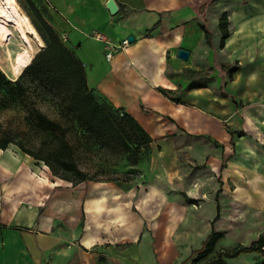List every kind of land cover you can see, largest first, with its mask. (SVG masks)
<instances>
[{"label":"crops","instance_id":"obj_1","mask_svg":"<svg viewBox=\"0 0 264 264\" xmlns=\"http://www.w3.org/2000/svg\"><path fill=\"white\" fill-rule=\"evenodd\" d=\"M108 1L44 0L46 12L39 13L66 36L91 90L132 115L152 139L185 130L211 139L219 150L215 170L224 174L219 189L231 182L237 199L249 202L255 193L264 206V0H114L116 14ZM224 15L229 35L222 41ZM93 33L105 41L91 38ZM131 36L127 48L106 59L107 42ZM180 49L190 51L188 60L178 57ZM6 161L0 149V264H178L202 248L211 232L210 225L192 233L184 248L172 252L158 228L152 262V229L144 215L124 205L133 200L129 193L108 183L50 182L36 172V183L10 185ZM43 188L50 191L46 203L39 200ZM155 194L151 186L142 209ZM256 255L227 264H245Z\"/></svg>","mask_w":264,"mask_h":264},{"label":"rangeland","instance_id":"obj_2","mask_svg":"<svg viewBox=\"0 0 264 264\" xmlns=\"http://www.w3.org/2000/svg\"><path fill=\"white\" fill-rule=\"evenodd\" d=\"M17 1L30 20L42 27L39 11L46 12L43 5L44 0ZM36 4L39 9L36 8ZM57 34L62 40V36L58 32ZM30 38L33 45L31 53L34 58L46 46V43L42 36L43 47L36 39L31 36ZM27 48V44L15 29L0 24V69L10 78L17 79L26 70H20L19 61ZM26 85L32 88L35 99L32 103L50 118L60 121L65 126L66 139L71 146L76 171L84 173L87 178L85 182L92 185L108 183L120 189L121 193H129L128 197L133 196V200L124 201L127 203L124 205H127L132 214L144 215L147 225L149 224L152 229L153 242L150 246L152 262H155V248L158 249V243H155L159 236L158 228L161 232L163 231L164 244L169 251L173 252L184 245L182 241L185 238L189 240L192 233L202 234L209 229L211 223L207 219H214L217 200L220 204L221 217L215 223V228L222 234V237L215 249L203 259L198 258V249H195L178 264H206L217 257L222 250L232 251L239 245H248L254 237L264 232V210L261 209L264 208L263 199L257 194L254 193L253 199L249 202L237 199L234 194L237 187L229 181L230 184L224 182V187L216 200L220 177L224 174L220 176V171L215 170L219 150L215 149L213 146L215 144L211 139L193 136L188 130L182 131L180 136L156 138L153 139L150 150L140 156L134 164L132 155L102 147L92 135L82 129L72 116L67 113L64 116L55 91L45 90L43 92L41 88L30 84L28 78ZM23 108L24 102H19L14 107L0 106V121L12 129L19 127V123L22 122ZM249 111L248 109L247 112ZM21 129L27 131L23 125ZM31 136L33 142L28 146L43 157H52V148L50 146L41 148L36 137ZM5 153L7 156L6 180L10 185L20 181L29 184L36 183L37 178L32 175L36 172L50 182L64 185L69 183L73 186V182L54 175L44 161L28 156L16 145H10ZM18 158L21 161H15ZM14 166H19L17 173L13 172ZM77 173L72 170L70 175L76 178L79 176ZM42 186L49 187L50 185ZM151 186L157 189V194L142 209L140 206L142 198L150 192ZM247 188L253 192L249 186ZM228 189L233 193H229ZM48 192L50 193L48 188L38 191L41 203H46ZM24 193L29 194L30 191ZM256 257V260L246 261L245 264H262L264 259L258 254Z\"/></svg>","mask_w":264,"mask_h":264},{"label":"trees","instance_id":"obj_3","mask_svg":"<svg viewBox=\"0 0 264 264\" xmlns=\"http://www.w3.org/2000/svg\"><path fill=\"white\" fill-rule=\"evenodd\" d=\"M41 22L42 27L35 22L32 23L43 37L46 46L32 59L23 74L17 79H12L0 69V106L14 107L19 102H24L22 122L19 123V127L12 129L0 121V149L6 150L10 145H16L28 156L44 161L54 175L73 182V185L87 180L84 173L76 171L71 146L66 139L65 126L60 121L50 118L32 103L35 99L32 88L26 85L28 78L30 84L41 88L43 92L55 91L64 116L66 113L72 116L85 132L98 141L99 145L112 151L129 153L134 157V164H136L140 156L151 148L153 139L150 134L132 115L116 108L89 88L83 62L42 16ZM206 24L204 20L202 28L210 40L211 33ZM220 26L223 31L222 41H224L229 35L227 16L224 15L221 18ZM22 125L27 131L21 129ZM231 134L234 137L236 133L231 132ZM31 135L36 137L41 148L45 146L52 148V157H43L28 146L33 142ZM232 143L234 144L233 140ZM225 167L226 164H223L222 170ZM72 170L78 172L79 176L71 177ZM221 190L222 188L218 190L216 200ZM220 217L221 209L218 202L217 215L211 222V232L203 242L202 248L197 250L199 259L211 253L222 237L215 228V223ZM252 253L264 259V232L250 245H239L232 251L222 250L217 257L206 264H227V259Z\"/></svg>","mask_w":264,"mask_h":264},{"label":"bare ground","instance_id":"obj_4","mask_svg":"<svg viewBox=\"0 0 264 264\" xmlns=\"http://www.w3.org/2000/svg\"><path fill=\"white\" fill-rule=\"evenodd\" d=\"M0 24L15 29L27 44L28 48L22 53L19 61L20 70L24 71L33 59L31 53L33 45L30 36L36 39L42 47L44 46L39 32L17 0H0Z\"/></svg>","mask_w":264,"mask_h":264},{"label":"built area","instance_id":"obj_5","mask_svg":"<svg viewBox=\"0 0 264 264\" xmlns=\"http://www.w3.org/2000/svg\"><path fill=\"white\" fill-rule=\"evenodd\" d=\"M91 38L96 39L98 41H105L103 36L99 33H93L89 35ZM62 40L66 42V36L62 35ZM130 45V41L128 39L123 40L119 44H112L107 42V53H106V59L111 60L114 56V54L119 50V49H125Z\"/></svg>","mask_w":264,"mask_h":264},{"label":"water","instance_id":"obj_6","mask_svg":"<svg viewBox=\"0 0 264 264\" xmlns=\"http://www.w3.org/2000/svg\"><path fill=\"white\" fill-rule=\"evenodd\" d=\"M107 7L111 14H116L118 12V5L114 0H109L107 3ZM129 41L133 42L134 37L133 36L129 37ZM178 57L182 60H188L190 57V51L186 49H180L178 53Z\"/></svg>","mask_w":264,"mask_h":264}]
</instances>
